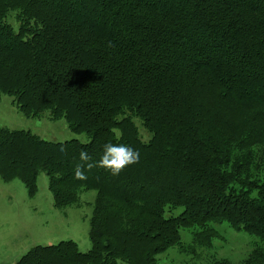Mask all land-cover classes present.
I'll use <instances>...</instances> for the list:
<instances>
[{"label":"trees","instance_id":"trees-1","mask_svg":"<svg viewBox=\"0 0 264 264\" xmlns=\"http://www.w3.org/2000/svg\"><path fill=\"white\" fill-rule=\"evenodd\" d=\"M0 95L89 140L0 128V179L33 196L44 173L58 209L95 192L89 252L62 241L16 264H159L180 231L222 225L264 243V183L227 156L264 126V0H0ZM107 142L139 162L76 179Z\"/></svg>","mask_w":264,"mask_h":264},{"label":"rangeland","instance_id":"rangeland-1","mask_svg":"<svg viewBox=\"0 0 264 264\" xmlns=\"http://www.w3.org/2000/svg\"><path fill=\"white\" fill-rule=\"evenodd\" d=\"M8 23L15 30L19 26L13 15L9 16ZM136 126L142 140L148 141L149 135L142 123L136 121ZM0 128L29 131L54 143L78 140L85 144L89 141L85 135L72 134L63 119L52 120L47 114L37 118L25 117L12 104L11 98L1 95ZM250 132L229 145L227 156L240 162L247 160L250 164L247 175L264 183V126L258 123ZM94 201L95 192H81L73 205L58 209L54 206L44 173L39 174L37 193L33 196L28 195L18 180L5 183L0 179V264H16L32 248L62 241H72L80 252H89ZM215 228L210 240L204 238L205 235L180 231L179 246L160 255L158 263L264 264V243L225 225Z\"/></svg>","mask_w":264,"mask_h":264},{"label":"clouds","instance_id":"clouds-1","mask_svg":"<svg viewBox=\"0 0 264 264\" xmlns=\"http://www.w3.org/2000/svg\"><path fill=\"white\" fill-rule=\"evenodd\" d=\"M139 158V152L130 145L107 142L103 145L102 155L95 163H89L91 157L87 151L82 150L80 152V160L85 163L76 166L74 170L75 178L78 180L87 179L85 165L87 170H91L93 167H98L107 170L111 175L116 176L126 167L138 163Z\"/></svg>","mask_w":264,"mask_h":264}]
</instances>
